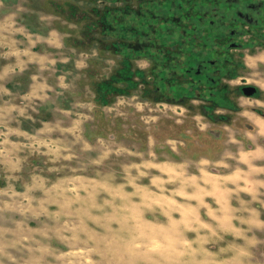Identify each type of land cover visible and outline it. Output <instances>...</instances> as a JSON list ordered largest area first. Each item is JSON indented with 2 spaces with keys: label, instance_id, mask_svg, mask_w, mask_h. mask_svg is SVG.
Listing matches in <instances>:
<instances>
[{
  "label": "rangeland",
  "instance_id": "374dc122",
  "mask_svg": "<svg viewBox=\"0 0 264 264\" xmlns=\"http://www.w3.org/2000/svg\"><path fill=\"white\" fill-rule=\"evenodd\" d=\"M184 1L0 0V264H264V151L242 147L254 133L155 100L162 62L139 39L145 20L152 36L182 32ZM117 9L133 39L98 22ZM202 175L227 192L235 232L213 217L222 191L186 207L182 177Z\"/></svg>",
  "mask_w": 264,
  "mask_h": 264
},
{
  "label": "flooded vegetation",
  "instance_id": "af4514ba",
  "mask_svg": "<svg viewBox=\"0 0 264 264\" xmlns=\"http://www.w3.org/2000/svg\"><path fill=\"white\" fill-rule=\"evenodd\" d=\"M183 5V27L176 28L177 22L167 25L182 32L143 34L139 39L144 53L157 52L162 62L154 83L155 100L198 101L208 121L226 129L237 119L236 128L245 136L254 133L250 143L244 138V149L264 148L261 126L243 115L247 112L264 121V106L243 109L239 103L250 99L264 105V0H185ZM246 59L253 60L254 67ZM217 130L207 132L220 139L224 134Z\"/></svg>",
  "mask_w": 264,
  "mask_h": 264
},
{
  "label": "crops",
  "instance_id": "0c3cea01",
  "mask_svg": "<svg viewBox=\"0 0 264 264\" xmlns=\"http://www.w3.org/2000/svg\"><path fill=\"white\" fill-rule=\"evenodd\" d=\"M264 105H261V107H263ZM264 108V107H263ZM245 117L251 119L252 121H254L258 126H261V128H263L264 130V121H262L261 119H258L257 117H255L254 115L244 112L243 114ZM260 135H264V133H259ZM109 137H113V134H110ZM244 149V148H243ZM264 150H251V152L254 154L256 153V155H261V153ZM253 159H256V156H254ZM261 167L264 168V163L263 164H259ZM264 174V173H263ZM183 188L185 191V194L189 195V197L187 198V201H189L188 203H186V207H191L188 210L189 211H193L196 209H199L201 207H199L201 204H203L204 199L203 197V192L205 190H212L215 191L214 194L221 196L222 194H217L216 192H223V195H225L227 197V200L223 199V205L220 206V208H218L216 211L213 212V217L217 218V220L215 219L216 222V226L218 229H220L221 232H226V233H230V232H235L234 230V225H233V216L231 212H233V207L232 204L230 203V201L228 200L229 197L227 196V192L223 189L220 188L219 186V182L218 180H214L213 178H211L210 176L206 175H202L201 177H195V178H183ZM264 184V182H263ZM226 186V185H225ZM227 187V186H226ZM228 188V187H227ZM229 189V188H228ZM248 189L247 192H243L244 193H248L247 195H250V189L249 188H245ZM246 191V190H244ZM195 197V198H192ZM200 197V199H196ZM263 197H264V193H263ZM253 200V199H252ZM264 201V198L262 199ZM205 204L207 202H204ZM264 207V206H263ZM207 211H210L211 208L208 205L206 207ZM264 225V224H263Z\"/></svg>",
  "mask_w": 264,
  "mask_h": 264
},
{
  "label": "trees",
  "instance_id": "16d2710c",
  "mask_svg": "<svg viewBox=\"0 0 264 264\" xmlns=\"http://www.w3.org/2000/svg\"><path fill=\"white\" fill-rule=\"evenodd\" d=\"M108 1H114V0H108ZM145 5V4H144ZM69 8H71V10H72V12L74 13V11L75 10H77L76 9V7H70V5L68 6ZM141 7V6H140ZM104 9H106V8H104ZM144 10V9H143ZM147 11V10H146ZM153 11V10H152ZM105 12V11H104ZM116 12H117V14H116V17L117 18H119V21H113L112 19H111V17H110V14H109V11H107V12H105V16H104V18H101L100 16H99V18H98V22L99 23H103L104 22V25L106 26V21H107V24H108V22L110 23V21H111V25L113 24V27L117 30V33H116V36L118 37V39H126V38H131V39H133L132 38V36L135 34H138L139 32H141V31H137V32H135V33H133V32H127V31H130V29H134V30H136L135 28H133V27H131V28H129V29H127V30H125V26L124 25H121L122 24V21H124V18H126V15L125 14H122V11H121V9H117L116 10ZM67 15L68 16H71V14H70V11L67 13ZM137 16V15H136ZM183 17V16H182ZM69 18H71V17H69ZM75 18V17H74ZM138 17H135V19H137ZM180 17H178V19H179ZM180 19H182V18H180ZM97 22V23H98ZM98 23V24H99ZM150 25H152L151 23H149L148 22V20H145V28H146V35H148V36H152V26H150ZM141 28H142V26H141ZM138 30V29H137ZM140 30V29H139ZM104 34H105V32H104ZM105 35H107V34H105ZM92 36V35H91ZM150 36V37H151ZM135 37H137V36H135ZM139 37V36H138Z\"/></svg>",
  "mask_w": 264,
  "mask_h": 264
},
{
  "label": "water",
  "instance_id": "95a60500",
  "mask_svg": "<svg viewBox=\"0 0 264 264\" xmlns=\"http://www.w3.org/2000/svg\"><path fill=\"white\" fill-rule=\"evenodd\" d=\"M247 95H252V93L248 92Z\"/></svg>",
  "mask_w": 264,
  "mask_h": 264
}]
</instances>
